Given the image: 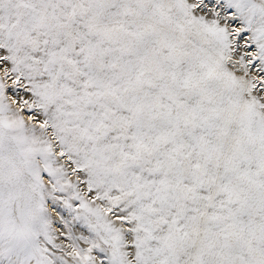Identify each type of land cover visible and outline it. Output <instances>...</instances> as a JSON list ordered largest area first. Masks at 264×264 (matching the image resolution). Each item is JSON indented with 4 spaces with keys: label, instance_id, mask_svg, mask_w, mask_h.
Returning <instances> with one entry per match:
<instances>
[{
    "label": "snow or ice",
    "instance_id": "1",
    "mask_svg": "<svg viewBox=\"0 0 264 264\" xmlns=\"http://www.w3.org/2000/svg\"><path fill=\"white\" fill-rule=\"evenodd\" d=\"M0 264H264V0H0Z\"/></svg>",
    "mask_w": 264,
    "mask_h": 264
}]
</instances>
